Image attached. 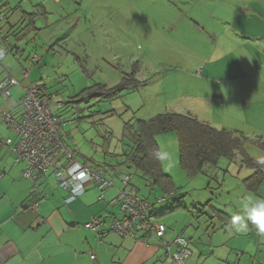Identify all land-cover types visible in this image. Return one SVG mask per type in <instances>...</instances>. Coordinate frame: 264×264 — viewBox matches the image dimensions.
I'll return each instance as SVG.
<instances>
[{
    "label": "crops",
    "instance_id": "obj_1",
    "mask_svg": "<svg viewBox=\"0 0 264 264\" xmlns=\"http://www.w3.org/2000/svg\"><path fill=\"white\" fill-rule=\"evenodd\" d=\"M65 1L68 0L56 4ZM90 1L75 0L88 14L95 10L100 15L112 14L114 19L106 21L109 26L102 23L106 35H111L106 27H112L113 33L122 37L125 27H134L137 38H154L152 42L165 44L164 48L173 53L194 54L204 60L197 69L199 75H193L199 79V93L188 100L176 99L172 107L176 110L171 108L174 112L200 120L202 109L217 104L206 98L210 92L222 100V107L226 96L233 93L240 99L239 106L254 111L260 104L264 109V0H92L94 6H88ZM39 2L37 6L46 15L44 4L49 0ZM27 13L34 12L6 15V36L0 35V52L7 53L0 66V79L10 72L20 81L11 88L10 96L0 95V136L14 141L18 137L3 121L1 112L18 115L24 88L37 84L30 79L31 74L24 78L25 70L31 66L27 60L31 55L24 59L16 54L22 50L20 42L24 39L19 41L16 36L25 25ZM211 83L220 86L213 88ZM26 168L27 163L18 159L14 150L0 146V264H174L157 242L145 243L112 232L99 238L85 228L84 224L97 216H123L120 207L110 201L122 187L120 175L116 174H122L124 166L104 171L96 168L115 181V186L104 192V198H100L101 191L92 182L83 195L71 202L66 201L68 193L59 187L52 171L34 181L25 177ZM29 202L37 203V209L29 208ZM153 211L158 218L163 212L158 213L155 207ZM214 218L203 222L186 218L180 223L175 221L172 228L167 226L169 239L179 234L191 238L193 256L185 264H228L235 252L236 264H264V235L255 234L253 229L245 233L222 232L225 224Z\"/></svg>",
    "mask_w": 264,
    "mask_h": 264
},
{
    "label": "rangeland",
    "instance_id": "obj_2",
    "mask_svg": "<svg viewBox=\"0 0 264 264\" xmlns=\"http://www.w3.org/2000/svg\"><path fill=\"white\" fill-rule=\"evenodd\" d=\"M39 1L0 0V11L10 16L22 14V11L35 13L34 24L23 26L26 35L20 42L24 59L34 54L42 59L37 65L30 64V79L44 86L54 103V112L65 121V130L82 153L80 159L89 161L94 168L104 171L114 165L117 167L122 161L123 157L119 155L128 150L130 142L129 134L125 133L127 124L136 126L138 120L173 111L171 108L176 99L188 100L199 93V79L193 75H199L197 69L204 63L202 58L173 53L164 48L165 44L152 42L154 38H137L134 27L124 28L125 37L113 33L112 27H106L111 32L108 36L104 26H109L108 19H114L112 14L100 15L96 10L88 14V10L81 8L75 0L59 5L49 0L44 4L46 15L37 6ZM125 1L134 3L133 0ZM87 5L94 6L93 1ZM132 74L140 78L135 89L107 94V88L118 86L124 79L132 78ZM211 84L213 88L220 86ZM211 95L210 92L206 98L217 104L202 109L204 114L200 120L206 119L202 121L243 137L242 151L264 171V109L260 104L254 111L239 106L240 99L233 93L226 96L222 107L219 105L222 100ZM57 102H62L63 107L57 109ZM157 142L166 157L162 160L163 169L173 179L174 194L159 203L158 199L165 194L160 187L151 189L133 168L124 166L122 174H134L135 191L151 201L158 213L175 205L188 208L159 216L158 220L169 228L175 221L180 223L186 218L207 221L215 216L211 206L232 217L239 213L240 201L264 198V181L258 191L248 188L245 179L257 167L247 166L242 153L237 152L232 161L222 157L217 165H206L204 173L192 178L181 168L176 132L158 135ZM117 173L121 175V171ZM207 202L211 206L203 207ZM214 220L219 222L217 218ZM229 228L230 225H225L221 231ZM248 229L259 234L250 221ZM237 262L235 252L228 264Z\"/></svg>",
    "mask_w": 264,
    "mask_h": 264
},
{
    "label": "built area",
    "instance_id": "obj_3",
    "mask_svg": "<svg viewBox=\"0 0 264 264\" xmlns=\"http://www.w3.org/2000/svg\"><path fill=\"white\" fill-rule=\"evenodd\" d=\"M60 2V0H54ZM7 16L0 13V35L5 37L3 24ZM6 39V38H5ZM8 42V39H6ZM24 56L22 50L16 52ZM7 57L6 51L0 52V66ZM41 57L37 54L29 57L30 64H37ZM31 67L24 72L28 78ZM20 81L10 72L0 79V95L10 96L12 87ZM62 102L56 103V108H62ZM54 103L47 93L37 84H30L24 88V95L20 100L18 115L2 111L3 121L18 136L12 138L0 136V146L3 144L17 153L18 159L27 163L24 175L38 181L42 174L52 171L59 187L68 193L67 202L74 201L83 195L87 185L95 183L104 192L115 186L114 178H107L102 170L94 168L90 163L79 159L80 149L70 139L65 130V121L53 110ZM122 187L110 204L119 206L123 216L109 218L108 215L97 216L84 224L85 228L96 232L99 238L112 232L123 237H135L142 242L159 243L174 264H185L192 256L191 238L179 234L173 239L167 237V226L158 220L154 214V204L140 197L131 186L133 174L124 173L119 176ZM171 194H164L158 199L165 202ZM27 206L37 209L38 204L29 202ZM92 259L95 255L91 256Z\"/></svg>",
    "mask_w": 264,
    "mask_h": 264
},
{
    "label": "trees",
    "instance_id": "obj_4",
    "mask_svg": "<svg viewBox=\"0 0 264 264\" xmlns=\"http://www.w3.org/2000/svg\"><path fill=\"white\" fill-rule=\"evenodd\" d=\"M35 16V13L25 14V27L28 24H34ZM32 27L35 29V25ZM24 31L22 29L16 36L19 41L24 39L26 35ZM27 60H29V57ZM138 84H140V81L132 74V78L124 79L118 86L107 88V94L115 95L121 91L133 90ZM42 89L45 91L44 86ZM125 129V133L129 134V148L119 155L123 158L118 166H125L128 169L133 168L151 189L160 187L165 194L175 193L173 179L164 172L162 160L157 157V153L161 152L157 136L171 131L176 132L178 137L181 168L190 177L193 178L204 173L205 167L208 164L217 165L222 157H227L232 161L236 153L240 152L244 155V163L247 166L257 167L256 171L245 179L248 188L258 191L259 186L264 181L263 169L242 151L244 144L243 137L234 131L216 128L193 115L166 111L156 114L147 120H138L136 126L127 124ZM115 167V165L111 166L110 169ZM131 186L136 190L133 180ZM202 206L210 207L211 204L207 202ZM211 207L215 214V216H211V219L215 217L221 220L223 224L230 225L232 218L230 215L213 206ZM179 208L188 209L184 205H176L166 209L161 214H166ZM201 213H204V211H201Z\"/></svg>",
    "mask_w": 264,
    "mask_h": 264
},
{
    "label": "clouds",
    "instance_id": "obj_5",
    "mask_svg": "<svg viewBox=\"0 0 264 264\" xmlns=\"http://www.w3.org/2000/svg\"><path fill=\"white\" fill-rule=\"evenodd\" d=\"M157 157L161 160L166 158L162 152H158ZM238 207L239 213L232 216L229 230L245 233L250 221L264 235V198L242 200Z\"/></svg>",
    "mask_w": 264,
    "mask_h": 264
}]
</instances>
